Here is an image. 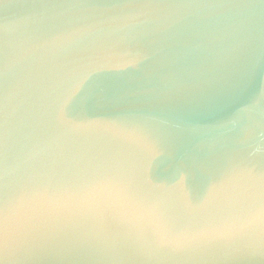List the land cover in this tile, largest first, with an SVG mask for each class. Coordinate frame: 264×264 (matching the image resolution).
<instances>
[{
  "label": "water",
  "instance_id": "obj_1",
  "mask_svg": "<svg viewBox=\"0 0 264 264\" xmlns=\"http://www.w3.org/2000/svg\"><path fill=\"white\" fill-rule=\"evenodd\" d=\"M152 212L18 215L98 183ZM264 0H0V264H264Z\"/></svg>",
  "mask_w": 264,
  "mask_h": 264
},
{
  "label": "clouds",
  "instance_id": "obj_2",
  "mask_svg": "<svg viewBox=\"0 0 264 264\" xmlns=\"http://www.w3.org/2000/svg\"><path fill=\"white\" fill-rule=\"evenodd\" d=\"M109 208L121 218L133 222H151L152 212L132 201L126 192L110 183H98L82 189L77 193H62L55 199L46 193H36L31 201L21 202L14 211L18 215H27L41 211H62L69 208L93 211ZM248 227L264 228V208L258 209L250 217Z\"/></svg>",
  "mask_w": 264,
  "mask_h": 264
}]
</instances>
